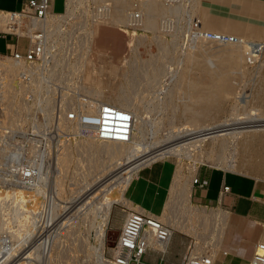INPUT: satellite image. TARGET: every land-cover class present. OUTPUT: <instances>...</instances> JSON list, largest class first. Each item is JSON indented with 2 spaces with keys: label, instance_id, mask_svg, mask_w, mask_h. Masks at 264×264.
<instances>
[{
  "label": "bare ground",
  "instance_id": "obj_1",
  "mask_svg": "<svg viewBox=\"0 0 264 264\" xmlns=\"http://www.w3.org/2000/svg\"><path fill=\"white\" fill-rule=\"evenodd\" d=\"M77 1L78 3L83 2L82 0ZM93 1L96 2L98 0ZM166 1L167 0H113V5L110 6L109 9H106V14H103L106 15V17L102 22L104 24L111 23L113 25L121 27L130 26L132 29L138 31H154L158 33L157 38L160 40V43L158 40V47L161 46V55L159 57L156 55L155 57L158 58L154 59V57L153 59H150V61H148L151 63L156 62L160 66L161 63L163 65L164 58H166L168 54H171V52H173L171 51L172 49L170 46L171 41L167 43L163 39V35L160 34L161 29H164L165 23L169 22L170 20L173 21L172 17L174 15L176 16L180 14L181 8H183L182 6L185 4L184 2V4L182 5L183 0H176L179 2H174L173 0V2L170 3ZM189 1H191L193 7L195 8L200 0ZM209 2L211 4H215L216 8H218L219 10L211 12L210 7H208L207 9H203L204 11L202 12V17H200V20L202 21V27H196L189 31V40L193 42V44L187 51H184L185 53H183V62H185L186 64L184 69L179 71L178 78L176 81H174V85L170 86L171 88L169 89V92L165 94L164 91V97H157L159 101V107L162 110L167 109L168 107H170V105H174V100L176 98H179L178 100L180 104L176 103L178 105L172 106L175 111H173L174 114L172 116L173 119L176 118V112L179 108H181L178 106L182 105L181 111L182 114L185 115V118L180 123L173 124L167 129L160 126V122L154 124L152 132H149L151 135L149 140L146 138L147 136L145 137L144 133V123L146 116L144 117L140 112L139 107L141 105L138 102L133 104L134 101L131 102L129 98H125V94H123L125 97L119 96L116 97L115 100H110L108 96L104 94L105 89L101 85L104 76L103 74L106 73V76L110 77V79L112 80L111 89L113 90L116 81L119 80L120 68L118 66L112 67L109 64L102 65L101 67L93 66V74H89L87 71L89 63H92V61L90 60V52L92 49L93 38L96 35L95 26L96 24L101 23L98 21V19L94 18V20L90 21V23L88 24V29H86V33L84 35L87 36L83 39L81 46L78 44V46H80V51L81 49H83L82 52L77 53L76 49H74V53H76L74 54L71 50H69V54L64 56L65 58H67L66 62L69 63L68 65H66V68L63 69L62 74H58L59 76L53 73L55 70H52L51 66H49L51 68L49 69L46 63L29 65L24 60L17 61L10 55L4 56L3 54H0V93L2 95H0L2 97L0 98L1 102L4 101L5 98L7 99V97H11L13 99V101H11L13 102L11 103V105H15V97L21 96V98H24L26 94L29 95L30 93L33 94L32 98L37 97V101L33 102V104H31L30 106L27 105L28 100L27 102L25 101L26 103H24V99L22 98L23 100H21L19 97L21 102L19 100V103L16 104L17 112L15 111L16 113L14 112L15 114L14 116H12L13 118H10L12 122L8 118V113L10 111L11 105H9L10 107H8L9 110H7L6 105L8 104H5L4 108L8 112L6 111V116L3 113L5 116L4 118H6V120L8 118L9 122H11L10 126H12L15 131L22 129V123L25 119L22 120V122L18 119V117L27 109L35 107V110L39 109V111H41L42 108V111L45 113L48 121L50 120L51 110H53L51 109V102H53L54 100H52L51 98L53 96L49 95L50 88L47 89V87L44 85L45 77L55 75V78H59L60 81H62V84L64 86L63 88L68 89L69 91L68 93L62 91V93L64 94L63 97L68 98L65 100L64 112H61L60 116H58L56 120L55 132L58 133L57 138H60L58 139L60 147L57 145L60 150L59 152H57L56 160H54L55 165H53L56 167V169L52 168V165L49 164L52 159L49 162L47 161L48 157H50L48 152L39 149L40 141L36 138H31L27 141L29 143V147L27 148V150H25V148L23 150V147L21 149H19L20 147H17V150L13 153L18 154V156H20L19 158L25 159L28 163L27 165L23 164V166L20 168L18 177L15 181V185L12 184V187H5V185L0 184V264H40L42 262L43 264H118L117 260L119 250H117L116 248L110 249L112 259H108L106 257L108 236L107 230L115 204H119L128 210L126 211V219L123 225V229H126V225L130 219L132 211L149 215L171 228L167 241L160 244L155 240L153 231L150 229V227L147 229V232H149V235L147 237V245L153 251V258L156 259L159 256H168L167 254H169V251L173 249L175 245L183 242L182 238L176 236V232L180 235L190 236L195 240V242H192V245L188 249V252L191 255V259L196 258L198 255H204L205 260H208L209 264H231L232 254L229 251L225 250L224 247H227L226 243L229 236L231 235L232 219L230 216V212L223 210V208L221 207L224 197H221L218 203V207L212 208L200 205V203L193 204V183L195 178L198 176V167L202 163V160L200 158H204V156L206 155V157L208 156V160L210 161V159L214 158L213 155L217 148H220L221 152L223 150H229L230 153L228 154L231 155V158L230 160L228 159V157L230 156L229 155L227 158L222 159L220 157L218 159L217 157L219 156L215 155L217 156V159L214 161L216 162V168L223 169L227 172L240 174L237 171L236 159L238 156H241V158L251 162V167L255 168L261 173H264V113L258 108H250L249 110L247 108L246 112L239 113L238 107L241 106L242 108H246L248 104V101L246 99L240 97L239 99H235L232 101L233 105L230 108L231 112L228 118L224 120H216L214 117L212 118L214 112H220L222 110V106L225 100L220 97H225V92L230 89L229 69L225 67L224 60L212 61L210 57H212L213 54L211 56H206V53L204 55L202 53L198 55L196 54V51L193 50H195L196 48V50L202 51L201 49L204 47V43L207 44V42L217 41L215 35H221L224 37L227 36L226 38L228 39L221 42L224 46H217L219 49H214L216 51L214 54H217L218 52L222 54L225 52V50H229L230 53L226 55L227 59H234L236 61L243 59L246 61L247 58H252V53L255 51H252V43L249 42V40H245V38H247V36L255 38L259 36L260 32L263 31H261L262 28L260 29V27L262 26L264 28V0H209ZM74 10L75 9L72 8V0H66V9L64 12L55 13V15L49 17V19L45 23H34V27L45 32L42 42H46L47 44V53H50L52 51L53 41L57 36L59 29L63 27V25L69 24L71 30L72 24L77 22L73 21L72 19L74 17ZM226 10H228L230 13L224 12ZM101 14H99V16H103ZM229 14L237 15L239 16V19H230ZM159 17H161L162 19V21H160L161 24L159 23ZM81 20L83 21V19ZM77 27L75 26V29ZM80 28L84 30V28ZM173 28L175 29L174 25ZM67 30H69V28ZM76 31H78V29H76ZM0 32L13 33L15 35H18L19 38H25L27 37V35H30L27 34L21 19H13V16L11 14L2 13L1 11ZM69 32L67 34H69ZM72 33L74 32H71L70 35H72ZM232 33L235 34L238 39L233 38ZM76 36H78V34H76ZM142 37H144L143 34L139 33L138 38ZM72 38L74 37L72 36ZM80 38H83L82 35ZM174 44L175 42H173V44L171 45L173 46ZM71 45L73 44L71 43ZM176 45L177 44H175V46H173L172 48L174 49ZM139 46V42L138 44L135 43L134 50L137 51ZM186 47L187 45L184 48ZM212 49H210L209 51H211ZM247 53H249L248 56ZM52 57L54 58V60L56 59L55 55H53ZM169 59L171 60V58ZM61 60L63 59L56 61H58V63H62ZM192 63H194L195 65H191ZM213 63H217V68L215 70H211L209 68V65ZM165 64L168 65L167 61ZM171 66L170 68H172ZM191 66H196L199 71L201 70V75H204V71L209 76L208 78H210V82L206 85H203L204 83L202 85H200L201 83L199 85H194L195 83L190 78H188L189 69L192 68ZM140 67L142 68V66ZM149 67L151 66H148V68ZM154 68L155 67H153V69ZM166 68L167 67H165V69ZM143 71H145L144 67L142 72ZM160 71L159 69H155L154 71L149 72V79H146L149 77L148 72L146 71L145 73L147 74H144L146 76L143 77L145 78V81L147 80L149 82L147 83L146 81V84H151L154 80H156L159 77ZM164 71L166 72V70ZM137 73L139 72L137 71ZM160 74H163V72ZM174 74L175 73H173V76ZM167 75L164 77H167ZM136 76L137 75H135V77ZM131 77L133 78V76H130V78ZM157 81L158 80H156L155 82L157 83ZM135 82L136 81H134V84ZM142 83L141 86H143ZM155 86L157 87V84ZM172 87L174 88L172 89ZM163 88H165V86ZM142 91V89L141 92L139 91L140 94L142 93ZM133 92L135 93V91ZM147 92L145 91V93L143 92V94H146ZM76 93L81 94V96L77 97ZM71 94H73L74 96H71ZM185 97H188L189 101L192 102L191 105L187 101H185ZM213 98L216 99L217 105L211 109L204 108L202 110L201 107H203L204 102L206 100L212 101ZM106 104L112 105L117 108V112L119 113L115 112L114 114L105 115L103 113V108ZM137 104H139L140 106L138 107ZM75 106H80L83 110L88 111L92 119L96 120L97 127L94 131L95 133L100 132L101 130L112 129L113 127L110 126L113 125L114 128L115 126H129V135L125 138L124 141H101L100 138L96 136L82 135L80 133V125L79 123H77L78 119L70 120V114L72 112H70L68 108H73ZM5 109L4 111L2 109L0 110L5 112ZM35 110L33 111L35 112ZM242 111H244V109ZM25 116H27V114ZM34 117L37 118V115H34ZM128 119H131L130 123H128ZM1 120H3V118ZM1 122H4V120ZM37 122L39 123V119ZM2 124L0 125L2 126ZM38 125L35 126L34 124L32 126L34 132L40 129L39 127L41 126L38 127ZM25 127L23 128L25 129ZM120 127L117 128V131L119 133L122 132V130H125L124 128ZM161 127L164 129H162ZM10 129L8 131H11ZM47 130L48 129L46 128V132ZM23 131L24 130H22V132L20 133H23ZM12 132L13 131H11V133ZM6 134V137L8 138L9 134ZM17 134L18 132L16 133V135ZM117 136L123 139V135L117 134ZM2 138L6 139L4 137ZM2 138L1 141L3 140ZM4 141L3 143H5V145L7 144V142L9 143V141ZM24 143L26 142L24 141ZM72 145L81 152V158L84 154L86 156L89 155L90 158L91 156L93 158L97 157L96 160L98 161L95 162L97 163L96 165L100 163V157L102 159L104 158V160L106 159V161L103 162L100 159L101 163H103V169L102 171H100L103 173L102 176H100L97 180L94 179L95 181L93 179L92 181L89 178L91 182L85 181V177H83V180L86 182V184H84L82 187H79L80 189H77L74 192L70 190L71 193L68 194H71L70 199L67 200L71 201L64 202L61 201V198L65 199L66 191L65 182L63 176H61V171L65 169L68 170L70 166L75 165L78 161L72 153ZM0 146L3 147L2 142ZM1 151H4V147L2 150L0 149V152ZM5 151V155H7V150ZM77 151L75 152L76 154ZM85 155L83 158H85ZM38 158L40 159V161L42 160V163L40 162L41 164L36 160ZM88 159L85 158V160ZM2 160L0 159V161H2L3 163L4 158ZM91 160L89 162H91ZM174 160H176L177 166L175 167L172 182L168 189L167 196L169 195V199L168 201L164 202L159 212H154L153 210L146 208V205L144 206L136 202L140 198L134 201L133 198L130 197L129 189L131 188L135 179L140 176L143 171L150 167L152 168L153 165H156L158 163H164L166 161L175 163ZM13 161H15V157ZM35 161H37V163ZM184 161L193 162V165L191 166V171L193 172L191 173H194L195 175L192 177V179L187 178V176L183 173ZM7 162H9L8 159ZM80 162L82 166V161ZM13 163L14 164L10 162L9 166L11 164L10 171L12 172V174H15V172L18 170L19 165L17 164V166L15 162ZM84 164L85 163L83 162V165ZM5 166H7V164ZM77 166L75 168H77ZM52 169L57 170L59 174L55 175L54 179L52 178L51 180L54 186V191L51 190V192L50 187L52 185L49 186L48 181L51 179L49 177V172L52 171ZM96 169L98 168L96 167ZM94 171L96 170H93V172ZM100 172L97 171L98 175L101 174ZM67 174L65 175V177L67 176ZM94 175L95 177L98 176L96 172ZM3 178L4 176H2L1 179L3 180ZM4 179L7 183L8 179ZM81 179H79V181ZM2 183L4 182L2 181ZM70 183L68 185H70ZM71 185H73V183ZM80 185L81 184H79V186ZM75 186L76 184H74V187ZM68 187L69 189H71L70 186ZM89 187H91V189H89ZM69 189H67V191ZM86 190L88 191L84 195L83 193H85L84 191ZM82 220H85L86 222H83ZM81 221L82 223H87L89 228L96 227L95 245L90 246L89 241H86V243L83 240L85 243L82 247L85 249V254L83 255V257H79L78 255H70L69 253L70 251H72V247L68 248L66 243V240H71L69 236L73 234L75 235V232L79 230L78 226H80ZM82 230L84 231L85 229ZM81 233L83 232L81 231ZM86 234H88V230ZM75 237L72 238L73 242H75L76 240ZM83 238L86 237H84L83 235ZM207 238L208 241H206ZM78 239H80V237H78ZM79 241L81 242L82 240L80 239ZM71 242L72 241H70V243ZM82 243L81 245H83ZM76 247L78 246L76 245ZM79 252H81L80 249ZM256 255H264V237L262 242L256 247L252 263L249 264H259L256 261ZM188 264L191 263L189 262Z\"/></svg>",
  "mask_w": 264,
  "mask_h": 264
},
{
  "label": "rangeland",
  "instance_id": "obj_2",
  "mask_svg": "<svg viewBox=\"0 0 264 264\" xmlns=\"http://www.w3.org/2000/svg\"><path fill=\"white\" fill-rule=\"evenodd\" d=\"M82 1L83 2L78 3L77 0H72V8L75 9L74 10V15H73L74 17L72 19H73V21H77V22H75L74 24H72L71 30H70L69 24L63 25V27H61L59 29V31L57 33V36L55 37V39L53 41V48H52V51L51 52H53V49L57 50L58 51V58L59 59H60V57H59L60 55H62V58H65L64 56L67 55L65 53H66V51H68V49L71 50L73 53H74V49H76V52L77 53L78 52L81 53L83 49H81V51H80V46L82 44L83 39L87 36V35L86 36H84V35L86 33L85 32L86 29H88V24L90 23L91 20H94V18L95 19H98V21L101 22V23L96 24V26H95L96 27V35L93 38V52L91 53V58L93 59V65L95 67H98L102 63H109V64H114V65H118V66H122L123 67V69L121 71V75L119 76V80H117L116 83H115L114 89L112 90L111 88L109 89V88L104 87V89H105L104 94L106 96H108V98L110 100H115L116 97L124 96L123 94H125L126 97L125 96L124 97L127 98V99L129 98V100H131V102L134 101L133 104H135L136 102H138L141 105L140 106L139 104H137L138 107L140 106L139 107L140 108V112L143 114V116L144 117L145 116L147 117V118L145 117L144 133H145V137L147 136L146 138L148 140L151 137L150 133L153 130L154 124L160 122L161 123L160 126H162L165 129H167L171 125L178 124L181 121H183L184 118H185V115L182 114V111H181L182 105L181 106H178V107H181V108H179L177 110V112H176V114H177L176 118L173 119V116H172L174 114V112H175L174 109L172 108V106L180 104L179 103V100H178L179 98H176L174 100V102H173L174 105H170V107H168L167 109L162 110L159 107V104H158L159 101H158L157 97H164L165 94H167V92H169V89L171 88L170 86L171 85L173 86L174 85V81H176L177 78H178L179 71L184 69V67H185L186 64H185V62H183L184 61V54L183 53H185L184 51L185 50L187 51L190 48V46H192V44H193V42H191L189 40V33H190L189 31H191L193 28H196V27L197 28H199V27L201 28L202 27V21L200 20V17H202L201 15H202V12L204 11L203 9H207L208 7H211L208 4V1L207 0H200L199 3L197 4V6L194 8L193 5H192V3H191V1H189V0H183L182 1L183 2L182 5L184 4V2H185L186 5L184 4L182 6L183 8H181L180 14H178L176 16L174 15L172 17L173 21L170 20L171 22L169 21V22H167L168 24L167 23L164 24L165 25L164 26V29H161V33L160 34L163 35V39L167 43H169L171 41L170 46H171V49H172L171 51H173V52H171V54H168L167 57L164 58V60L162 59L163 60V65L161 63L160 66L156 62H153V63L149 62L150 59H153L156 55L158 57L161 55V53H160V49H161L160 47L161 46L158 47V45H159L158 44V40L159 39L157 38L158 33L154 32V31H147V32L138 31V30L132 29L130 26L129 27H121V26L113 25L111 23L104 24L102 21L106 17V15H103V14H106L107 13L106 9H109V7L113 5V0H98L96 2H94L93 0H82ZM64 2H66V0H55V7H54V9H55L56 12H63ZM166 2L170 3V2H173V0H167ZM174 2H179V1L174 0ZM211 8H212L213 11L219 10L216 7H211ZM103 10H105V11H103ZM102 12H105V13H102ZM224 12L227 13V11H224ZM99 14H101L103 16H99ZM229 18L230 19H235L236 17L234 15V16H229ZM81 19H83V21ZM160 21H162L161 17H159V23H160ZM80 22H81V24H80ZM173 25H174L175 29L173 28ZM75 26L76 27L78 26L76 28V29H78V31H76ZM181 26H183V27H181ZM80 27L84 28V30L81 29ZM170 27H171V29H170ZM68 28H69V30H67ZM260 29H261V31L262 30L263 31L259 33V36L255 37V38H252V37H248L247 36V38H245V40H247V41L249 40V42L252 43V48H253L252 51H255V52L252 53L253 54V57L252 58L251 57L247 58L246 61L243 60V59L238 60V61H236L234 59H232V60L231 59H227L226 55L230 53L229 50H225V52L222 53V54L219 53V52L217 54H214L216 52L215 51L216 50L215 48L219 49L218 48L219 46H224V45H222L221 42L222 41H226V39L225 40H217V41L207 42V44L204 43V47L201 49L202 51H200V50L198 51V50H196V48H195V50H193V51H196V54H198V55L200 53H202L203 55L206 53L205 54L206 56H211L213 54V56L210 57L212 59V61H215V60H224L225 67H227L229 69L230 89L227 92H225V97H220V98H223L225 100L224 101V104L222 106V110L220 112H214L212 118L214 117L216 120H224V119L228 118L229 115H230V112H231L230 111L231 110L230 108L233 105V102L232 101L235 100V99H239L240 97L243 98V99H246L248 101V104H247V107L246 108H242L241 106L238 107V109H239L238 112L239 113L246 112L247 108H248V110L250 108H258V109H260L264 113V28L261 26ZM72 30H74V31H72ZM68 32H69V34H67ZM71 32H74V33H72V35H70ZM139 33L143 34L144 37L138 38ZM76 34H78V36H76ZM80 34L82 35L83 38H80L81 37ZM0 36H3V35H0ZM7 36H8L9 39L11 38V36H9V35H7ZM72 36L74 38H72ZM67 37H70V38H67ZM232 37L235 38V39H238V37L235 36V34H233ZM232 37H231V39H232ZM67 40H69V41H67ZM137 41L140 43V46L141 47L139 46L138 50L135 51L134 50V46H135V43L138 44ZM173 42H175V44H177L176 47L178 49L176 47L174 49L172 48L173 46H175V44L173 46L171 45V44H173ZM71 43L73 45H71ZM159 43H160V40H159ZM78 44L80 46H78ZM68 45H70V46H68ZM186 45H187V47L184 48ZM3 46H4V44L2 43V41H0V51L3 50ZM19 48H20V52L22 54H24L25 51L28 49V41L25 38H23V39H21L19 41ZM209 48L212 49V50L209 51L210 50ZM161 51H162V49H161ZM51 52H50V54H51ZM0 54H3L4 56L10 55V53H0ZM74 54H76V53H74ZM248 54L249 53H247V56H248ZM151 56H153V57H151ZM134 57H135V59H134ZM158 57H155L154 59H156ZM169 58H171V60ZM165 59H166L168 65L165 64L166 63ZM146 61H147V63H146ZM168 61L169 62L172 61V62L169 63ZM64 62L66 63V61H64ZM141 63H143V64H141ZM152 64H155V65H152ZM171 64H172V66H171ZM130 65H131V67H130ZM191 65H195V64L192 63ZM140 66H142V68ZM148 66H151L152 68L151 67L148 68ZM170 66L172 68H170ZM143 67H144V70L145 71L142 72ZM153 67H155V68L153 69ZM165 67H167V68L165 69ZM212 67H213V69H212ZM137 68H138V70H137ZM209 68L211 70H215L217 68V63L216 64L213 63V64L209 65ZM155 69L156 70L159 69V71L161 70L159 72V77L156 79L158 81L156 83L155 82L156 80H154L151 84H148V85H150V86H148L146 84V81L147 80L145 81V78H143V77L146 76L144 74H147V73H145L147 71L149 77L146 78V79H149L150 78V73L149 72L154 71ZM164 70H166L167 74H169V75H167ZM130 71H131V73H130ZM137 71L139 73H137ZM140 72L142 73V75H141ZM162 72H163V74H160ZM168 72H170V73H168ZM173 73H175L174 76H173ZM201 74H202L201 70L199 71V69H197V67L195 66V67H192L191 69H189V74H188L189 77L188 78H190L195 83L194 85H197V84L199 85L200 83H201L200 85H202L203 83H204L203 85L208 84L210 82V78H208L209 76L204 71H203V74L204 75H201ZM135 75H137L136 76L137 78L135 77ZM166 75H167V77H164ZM130 76H133V78L132 77L130 78ZM168 76H170V77H168ZM125 77H126V79H125ZM139 78H141V79H139ZM206 78H208V79H206ZM159 79H160V82H159ZM169 79H170V82H169ZM129 80H130V82H129ZM141 80L143 81L144 84L142 83ZM163 80H165V81H163ZM134 81H136V82L139 81V82L138 83L135 82V84H134ZM141 83H142L143 86H141ZM147 83H149V82L147 81ZM158 83H160V84H158ZM156 84H157V87L155 86ZM152 85H154V86H152ZM164 86H165V88H163ZM153 87H156V88H153ZM58 88L57 87H52V88L50 87V89H49V92H50L49 95H52L53 96V97H51L52 100L55 101V99H57L58 100V103L62 107H64L65 106V100L68 97H63V95H64L63 93L61 94V97H54L55 96V93L53 94V91L54 90L57 91ZM121 88H123V89H121ZM134 88L135 89L137 88L138 90L137 89L135 90ZM152 88L155 90V92H154V90ZM173 88L174 87H172V89ZM126 89H128V90H126ZM141 89L143 90L142 93H141L142 95L140 94ZM147 90H148L149 93L147 92ZM62 91L65 92V93H68L69 92L68 89H64V88H62L61 92ZM133 91H135L136 94ZM145 91L147 92L146 93L147 95L146 94H143V92L145 93ZM164 91H165V94H164ZM30 94L29 95L26 94V96H24V98L22 97L24 100L21 98V96H19L20 99L24 101V103H26L27 100H28V102H27L28 103L27 104L28 106H30L31 104H33V102H36L37 101V99H36L37 97H33L32 98V95L33 94L32 93H30ZM116 94H117V96H116ZM0 95H1V93H0ZM129 95L132 97V99H131V97ZM1 96H0V98H2ZM19 97H15V99H14L15 105L14 104L11 105V103H13V102H11V101H13V99L11 97H9V98L7 97V99L5 98L6 100L3 98L4 101H2V102L4 103V105H3V103L0 100V102H1L0 109H2L3 111L5 109L4 108L5 104H8V105H6V109L7 110H9L8 107H10L9 105H11L10 111L8 113L9 120L17 112L16 111V109H17L16 104L19 103V100H20ZM133 97H134V99H133ZM176 97H178V96H176ZM26 98H28V99H26ZM142 98H143V100H142ZM195 98H200V97H195ZM21 100H20V102H21ZM31 100H32V103H31ZM54 101L51 102L52 103L51 104V106H52L51 109H53V110H51V117H50V120L49 121H48V118L45 116V113L42 111V108H41V111H39V109L38 110H35L34 109L35 107L34 108H31V109H27L26 111H24L25 114L22 113L20 115L21 117L20 116L18 117V119L21 120V121L25 119L24 122L22 121L24 123V124L22 123V126L23 127L26 126V127H25V129L22 127V129H19L17 131H15V129H13L12 126H10V123L12 122V120H10L11 122H9L8 118H7V120H6V118H4L6 116V114H7L8 111L6 109H5V112H3V111L0 110V120L2 118L4 120V122H1V121H3V120H1L0 121L1 122L0 124H2V123L4 124L5 123L4 125L2 124V126L0 125L2 127V128L0 127V131H2V132H0L1 133V135H0V145H1V142H2V145L4 147V151H1L3 153L0 152V155H1L0 159L2 160L4 158V162L3 163H2L3 160L0 161V171H1V174H3V175L0 174L1 175L0 176V180H1L0 181V184L1 185H5V187H12L13 186L12 184L15 185V181H16V179L18 177V173L20 171V168L23 166V164L27 165L28 163L26 162L25 159L19 158L20 156H18V154H13V153H14V151L17 150V147L18 148L20 147L19 149H21L23 147L22 148L23 150H24V148H25V150H27V148L29 147V143L27 141H28V139H31V138H36V139H38L40 141L39 142L40 143L39 144V149H41L42 151H47L48 152V154H49L50 157H48L47 161L49 162L52 159L49 164L52 165V168L56 169V167L53 166V165H55V161L54 160H56L57 152H59V150H60V148H59L60 147L59 146L60 144L58 143V139H60V138H57L58 137V133L55 132L57 118L56 117L54 118V115H53L54 114V108H53V106L55 107ZM140 101H142V102H140ZM185 101H187L190 105L192 104V102L189 101L188 97H185ZM176 103H178V104H176ZM216 105H217L216 99L213 98L212 101L206 100L204 102V104H203V107H201V108H202V110L204 108L211 109V108L215 107ZM40 107H42V106H40ZM171 109H172V111H171ZM243 109H244V111H242ZM33 110H35V112ZM3 113L5 114V116H4ZM26 114H27V116H25ZM34 115L35 116L37 115V118L34 117ZM32 118H33V120L34 119L35 120L33 121ZM38 119H39V123L37 122ZM25 122H26V124H25ZM32 122H33V124H32ZM34 124H35V126H37L38 124H40V125H38V127L41 126V127H39L41 130L39 129L40 131L37 130L36 132H34L33 129H32V126ZM7 126L9 127V129L11 127L10 130L13 131L14 133L13 132L11 133V131H8L9 129H8ZM45 126L48 129L47 132H46ZM164 128H162V129H164ZM22 130H24L23 133H20V132H22ZM17 132H18V134L16 135ZM6 133L9 134L8 135V138L6 137L7 136ZM2 137L6 138V139H3ZM9 137H11V138H9ZM1 138L3 139L2 141H1ZM3 141L4 142L9 141V143L7 142V144H6V145H9V146H6L5 143H3ZM24 141L26 143H24ZM15 142H17V143H15ZM27 143H28V145H27ZM19 144L22 145V146H20ZM55 145L58 148V150L55 147ZM3 147L0 146V149L2 150ZM51 147L53 148V150H52ZM8 148H10V149H8ZM49 149H51V150H49ZM5 150H7V155H5L6 154V151ZM77 150L78 149L73 146L72 153L75 156V158L78 160L76 162V164L70 166L68 168L69 171L66 170V169L63 170V171H61V174H62L61 176H63V178H64L65 191H66V193H65V196L66 197L64 196L65 199L64 198L63 199L61 198V201H64V202L65 201H68V202L71 201V200H67V199H70V195H71V194L70 195H68V194L71 193V191L74 192L77 189H80L79 187H82L84 184H86L85 181L91 182L92 179L93 180L94 179L97 180L100 176L103 175V173L100 172L103 169V163H101V160L104 162V161H106V159L104 160V158L102 159L100 157V159H101V160L99 159L100 163L98 165H96L97 163H95V162L98 161V160H96L97 157H94L95 158L94 159L92 156L90 158L89 155L86 156L84 154L85 155V158H87V159L89 158L88 160H85V158H83L84 155L81 158V152L79 150H78L79 151L78 152ZM51 151H53V152H51ZM76 151H77V154L75 153ZM228 153H230L229 150L228 151L227 150H225V151L223 150L221 152L220 151V148H217L216 151L214 152V155H213L214 158H212L213 160L210 159V161H209L208 160L209 158H208V156L206 157V155L204 156V158H200L202 160V163L200 164V166L198 168L199 169L216 168V165H215L216 162H214V161L217 158L219 159L220 157L222 159L227 158L230 155ZM215 155H218L219 157H217ZM8 157H12V158H8ZM14 157L16 159L15 161H13L14 160ZM230 158H231V155L228 157V159L230 160ZM7 159H8L9 162H7ZM36 160L38 161V163H40V162L42 163V160L40 161L39 158L36 159ZM79 160L82 161V166H81V162ZM90 160H91V162H89ZM207 160H208V162H207ZM37 161H35V162L37 163ZM174 161H175V163H172L173 173H174L175 167L177 166L176 165V160H174ZM10 162H12V164H14L13 162H15L16 165L17 164L19 165V166L17 165L18 166V170L15 172V174L17 173L16 174L17 176L15 174H12V172L10 171L11 170V168H10L11 164L9 166V163ZM83 162L86 165L85 164L83 165ZM93 162H94V164H93ZM250 163H251L250 161L241 158V156H238L237 159H236L237 171L240 174H242V175H246V176H249V177H253V178L257 179L258 181L264 183V173H261L258 170H256L255 168L251 167ZM6 164H7V166H5ZM91 164H93V165H91ZM101 165H102V167H101ZM192 165H193V162H190V161H184L183 162V173H184V175L187 176V178H190V179H192V177L195 175L194 173H191V172H193V171H191L192 170V167H191ZM4 166H5L6 170H5ZM76 166H77V168H75ZM83 166H85V167H83ZM91 166H93V167H91ZM98 166L100 167V170H99V167ZM96 167L98 169H96ZM1 168H3L4 170L1 169ZM54 169H52V171H54V172H52V171L49 172V177L51 179L48 181V184H49V186L52 185L50 187V191L51 190L54 191L53 182L51 181L52 178L54 179V176L59 174L58 171L57 170H54ZM78 169H80V170H78ZM86 169H88V170H86ZM199 169H198V172H199ZM7 170L9 171V173H8ZM93 170H96V171L93 172ZM4 171H5V173H4ZM87 171H89V172H87ZM97 171H99L101 174L98 175ZM95 172L98 175L96 177L94 175ZM5 174H6V176H5ZM66 174H67V176L65 177ZM93 175H94V177H93ZM2 176H4V178H7L8 179V181L6 179V181H7L8 184L5 182V179L4 178H3V180L1 179ZM74 176H76V177H74ZM83 177H85L84 178L85 181L83 180ZM75 178L78 179V180H76ZM79 179H81V180L79 181ZM2 181L5 184L2 183ZM10 182H11V184H10ZM70 182H72L73 185H71L72 183H70ZM69 183H70V185H68ZM6 184H7V186H6ZM74 184H76V186H78V187H76V186L74 187ZM79 184H81V185L79 186ZM68 186H70L71 189H69ZM67 189H69V190L67 191ZM89 189H91V187H89ZM88 190L84 191L85 193H83V194L85 195ZM168 199H169V195L166 197L165 201H168ZM192 201H193V204H197L194 200H192ZM200 205H203V204H200ZM203 206H208V205H203ZM218 206L219 205L217 204V205L208 206V207H212L213 208V207H218ZM221 207L225 211H228V212L231 211L226 206H224L223 201H222ZM230 216H231V219H232L231 220V223H232V228L233 229L231 228V235L229 236L228 241L226 243V246L227 247H224V249L227 250V251H229L232 254L231 255L232 256V258H231V264H249V263H252L253 256H254L255 250H256V246L261 241V239H262V237L264 235V225L263 224H260V223H255V221L253 219H250V218H247V217H240V216H238L233 211H231ZM125 219H126V208L122 207L119 204H115L114 209H113V213H112V217H111L110 223L108 225V230H107V235L108 236H107V251H106V257L108 259H112L111 253H110V249H114L116 247V245L118 243V240H119V237L121 235L122 229H123V225L125 223ZM82 221L84 222L85 220H82ZM82 221L80 223V226H78V229L79 230L76 231L77 233L75 232V235L73 234V235H70L69 236V238H71V240L69 238H66V239H69L68 240L69 242L66 240V243H67L68 248H71L72 247V251H70L69 254L70 255H78L79 257H83V255L85 254V251H84L85 249L82 248L84 246V244H85L84 241L85 242L86 241L87 242L89 241L90 246L91 245H95V236H96V227L89 228L88 227V224L87 223H82ZM83 226H84V228H83ZM82 229H85V230L83 231ZM87 230H88V234H86L87 233ZM81 231L83 233H85V234L81 233ZM175 234L179 238H182L183 239V242L175 245V247L169 251V254H167L168 256H165L164 257L165 258L164 259L165 260V264H181V263H183L185 256L187 254H190L188 252L189 247L192 245V242H195V240L192 237H190V236L180 235V234H178L176 232H175ZM83 235L86 238H83ZM0 237H1V234H0ZM74 237L76 239V240L74 239L75 242H73V239H72ZM78 237H80V239L82 240L81 242L79 241L80 239H78ZM86 239H88V240H86ZM70 241H72L73 243L71 242L72 243L71 244ZM77 241H79V242H77ZM206 241H208V238L206 239ZM81 243L83 245H81ZM69 245H70V247H69ZM72 245L74 246V248H73ZM76 245L78 247H76ZM80 246H81L82 250H81ZM73 249H74V253L75 254L73 253ZM79 249H80L81 252H79ZM151 257L152 258L148 257L147 259L149 261H152V262H155V263L157 262V259L159 258L158 257V258L155 259V258H153L152 255H151ZM158 263H159V260H158ZM163 263L164 262H162V264ZM40 264H43V262L40 263Z\"/></svg>",
  "mask_w": 264,
  "mask_h": 264
},
{
  "label": "built area",
  "instance_id": "obj_3",
  "mask_svg": "<svg viewBox=\"0 0 264 264\" xmlns=\"http://www.w3.org/2000/svg\"><path fill=\"white\" fill-rule=\"evenodd\" d=\"M55 0H27L25 5L19 10L15 12H3L8 13L13 16V19H21L23 26L27 32V37L25 39L28 41V49L22 54L18 49V42L19 37L13 33H4L0 32V36L2 38L8 37L7 35L11 36L14 39V43H12L13 52L10 53L11 57H13L17 61L24 60L27 64H47L48 67L51 66L52 70H55L53 73L55 74H62L63 69L66 68L68 63L64 62L67 61L65 58H62L60 55V59L62 63H58L56 60H60L58 58V51L53 49V52L47 53V44L46 42H42V39L45 35V32L41 29H37L34 27V23H45L49 17L54 16L57 13L54 9ZM66 9V2H64V9ZM217 40H227L226 37L221 35H215ZM69 49L66 51V54H69ZM53 55H57L56 59L52 57ZM49 67V69H51ZM59 76V75H58ZM44 85L48 88L52 87H59L58 90H54L53 94L55 93L54 97H61V90L63 88L62 81L59 78H55V75H51L49 77H45ZM77 97H80L81 94L76 93ZM71 96H74L71 94ZM76 97V96H75ZM54 118L60 116L61 112H64L65 107H62L58 100L55 99L54 101ZM70 112V120H77L80 125V133L82 135H92L99 137L101 141H110V140H125V138L129 135V126L120 127V126H110L113 127L112 129L101 130L100 132H94L97 127L96 120L92 119L89 115L88 111L83 110L80 106H75L73 108H68ZM117 108L112 105H104L103 113L106 114H114L117 112ZM119 113V112H117ZM131 119H128V123H130ZM76 123V122H74ZM78 125V124H77ZM124 128L122 132H118L117 128ZM117 134L123 135V139L119 138ZM125 136V137H124ZM127 140V139H126ZM16 160V159H15ZM193 185H199L203 187V183L200 182L199 178L196 177L194 180ZM231 189L228 186H223L220 191L221 197L227 196L230 194ZM126 211H128L126 209ZM153 231V236L155 240L160 243H165L169 238V234L171 228L166 224L162 223L161 221L140 213L136 211H132L130 215V219L126 225V229H122L121 235L119 237L118 243L116 245V249L119 250L118 255V264H165V258L163 256H159L157 262L149 261L147 258L151 257L153 251L147 245V237L148 233L147 229ZM114 248V249H115ZM256 261L259 264H264V255H256ZM159 260V263H158ZM161 261V262H160ZM201 264L206 263L209 264L208 260H205L204 255H198L196 258L191 259V255H187L184 258L183 264ZM167 263V262H166Z\"/></svg>",
  "mask_w": 264,
  "mask_h": 264
},
{
  "label": "crops",
  "instance_id": "obj_4",
  "mask_svg": "<svg viewBox=\"0 0 264 264\" xmlns=\"http://www.w3.org/2000/svg\"><path fill=\"white\" fill-rule=\"evenodd\" d=\"M207 1L211 7H216L215 4H211L209 0ZM26 2L27 0H0V11H19ZM211 7V12H214ZM226 11L227 13L229 12L228 10ZM229 16L234 15L229 14ZM235 17V19H239V16L235 15ZM21 39L23 38H19V41ZM0 41H2V43L4 44L3 50L0 51V53L13 52V47L11 46L12 43H14L13 38L9 39L8 37H0ZM18 49L20 51L19 42ZM92 52L93 42L90 52V60L92 61V63H89L87 67V71L89 74H93L94 65L93 59L91 58ZM102 65H109V63H102L98 67H101ZM110 66L115 67L118 65L110 64ZM118 67L120 68V76L123 67ZM103 75L104 76L101 85L103 88L106 87L110 89L112 80L110 79V77L106 76V73H104ZM197 177L199 178L200 182L203 183V187H200L199 185H193L192 198L196 203L208 206L217 205L221 199V189L223 188V186H228L230 187L231 192L227 196H224V206L235 212L240 217H247L253 219L255 223L264 225V183L258 181L253 177L227 172L219 168L200 169ZM172 178V163L167 161L164 163H158L156 165H153L152 168L150 167L143 171L140 176L135 179L131 188L129 189V195L131 198H133L134 201L140 198L136 202L144 206L146 205V208L151 209L154 212H159L167 197ZM138 192L140 195L138 194ZM231 211L229 212L231 213ZM263 237L257 244V246L262 242Z\"/></svg>",
  "mask_w": 264,
  "mask_h": 264
}]
</instances>
